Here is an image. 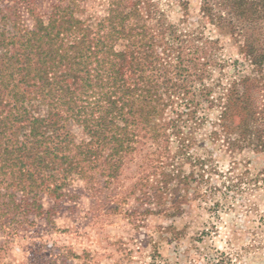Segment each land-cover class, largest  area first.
Listing matches in <instances>:
<instances>
[{"label":"trees","instance_id":"1","mask_svg":"<svg viewBox=\"0 0 264 264\" xmlns=\"http://www.w3.org/2000/svg\"><path fill=\"white\" fill-rule=\"evenodd\" d=\"M36 1L0 0V218L40 216L43 197L75 179L109 187L131 163L134 214L179 215L182 189L196 197L209 176L192 153L207 123L212 142L264 151V0H200L205 23L238 44L231 77L221 39L180 29L162 0H99L100 14L91 0Z\"/></svg>","mask_w":264,"mask_h":264},{"label":"rangeland","instance_id":"2","mask_svg":"<svg viewBox=\"0 0 264 264\" xmlns=\"http://www.w3.org/2000/svg\"><path fill=\"white\" fill-rule=\"evenodd\" d=\"M53 2L37 0L35 7L45 11ZM89 7L101 13L99 0ZM162 7L180 29L219 37L221 58L228 61L224 74H235L233 63L242 60L238 44L205 23L200 0H189L187 9L162 0ZM217 115L215 110L209 118ZM211 129L207 123L195 130L192 153L207 160L209 176L196 197L194 186L182 189L190 200L181 214H134L142 209L141 194L123 198L138 174L131 163L109 187L91 188L75 179L60 198L43 197L40 216L12 222L2 216L0 264H211L219 252L226 254V264H264V151L229 150L210 140ZM191 169L184 165L185 172ZM9 224L18 230L10 233Z\"/></svg>","mask_w":264,"mask_h":264}]
</instances>
